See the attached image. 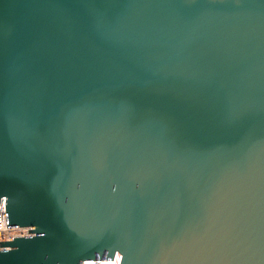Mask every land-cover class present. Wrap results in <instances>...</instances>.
Listing matches in <instances>:
<instances>
[{
  "label": "water",
  "instance_id": "water-1",
  "mask_svg": "<svg viewBox=\"0 0 264 264\" xmlns=\"http://www.w3.org/2000/svg\"><path fill=\"white\" fill-rule=\"evenodd\" d=\"M0 264H264V0H0Z\"/></svg>",
  "mask_w": 264,
  "mask_h": 264
},
{
  "label": "built area",
  "instance_id": "built-area-1",
  "mask_svg": "<svg viewBox=\"0 0 264 264\" xmlns=\"http://www.w3.org/2000/svg\"><path fill=\"white\" fill-rule=\"evenodd\" d=\"M4 200L5 197H2L0 199V241L1 240H12L13 237L16 236H27V235H33L34 231H25V232H11L9 233V230H15V229H29L34 228L32 225H11L7 226V214H6V207H4ZM6 246H0L1 249H5Z\"/></svg>",
  "mask_w": 264,
  "mask_h": 264
}]
</instances>
